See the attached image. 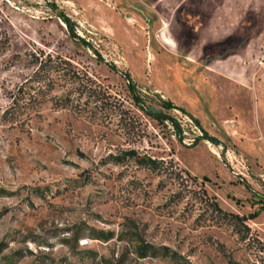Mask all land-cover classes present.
I'll list each match as a JSON object with an SVG mask.
<instances>
[{
  "label": "rangeland",
  "instance_id": "obj_1",
  "mask_svg": "<svg viewBox=\"0 0 264 264\" xmlns=\"http://www.w3.org/2000/svg\"><path fill=\"white\" fill-rule=\"evenodd\" d=\"M0 264H264V0H0Z\"/></svg>",
  "mask_w": 264,
  "mask_h": 264
},
{
  "label": "trees",
  "instance_id": "obj_2",
  "mask_svg": "<svg viewBox=\"0 0 264 264\" xmlns=\"http://www.w3.org/2000/svg\"><path fill=\"white\" fill-rule=\"evenodd\" d=\"M52 7L54 8V11L56 12L57 11L56 6L53 5ZM57 15H58L59 18H61L66 23L67 28H68V32H69V35L71 36V38L81 42L82 44H84V45H86L88 47H93L92 44H90L86 40L80 38V36H78L75 33V29H74L73 23L71 22V20L67 16H65L62 13H57ZM97 56H98V58L102 59V57L98 53H97ZM112 67H113V69H115V66L112 65ZM125 78L129 82L128 89H129V91H130V93L132 95V98H133L134 102L136 103V105H138L140 108L144 109L148 113V115H150L152 118H155L156 120H158V121H160L162 123L169 122L173 126L174 131L177 134V136L179 138H181L182 137V133H183V129H182V126L179 123V121L177 119H175L174 117L170 116L167 113H164V112H161V111H157L154 108H146L145 103H144L145 100L140 94L137 93L136 86H135V84H133L130 76L128 74H126ZM160 104H161V107L163 108V110H172L173 109V110L181 111L182 113H184L185 115H187L191 119V121L193 122V124L196 127H198L200 129L201 135H199L195 139V143L194 144H197L198 142H200L202 140H206V141H209V142L214 143V144H219V141L216 138H214L213 136L209 135L208 132L201 126L200 121L198 119L194 118L193 116H191L190 114H188L184 109L176 106L175 104H173L171 101H168V100H160ZM149 161L151 163H154L153 160H149ZM213 205L215 207V210H217L223 216L234 218V219H237V220L241 219L237 215H233V214H229V213L224 212L218 206V204L216 202H214ZM102 234L104 235L102 238H100V236H98V238H96V239H99V240L103 239L105 241H109L111 239L112 235H113V233H111V232H108L106 234L104 232H102ZM163 249L168 251L167 247H164ZM150 251H154V253H155V251H158V249L154 248L153 246H151L150 248L143 247V248H141V250L139 252V255H140L141 258H145V257H147L148 253H150Z\"/></svg>",
  "mask_w": 264,
  "mask_h": 264
},
{
  "label": "water",
  "instance_id": "obj_3",
  "mask_svg": "<svg viewBox=\"0 0 264 264\" xmlns=\"http://www.w3.org/2000/svg\"><path fill=\"white\" fill-rule=\"evenodd\" d=\"M136 155H137L136 151H129L125 153V156L135 157Z\"/></svg>",
  "mask_w": 264,
  "mask_h": 264
},
{
  "label": "bare ground",
  "instance_id": "obj_4",
  "mask_svg": "<svg viewBox=\"0 0 264 264\" xmlns=\"http://www.w3.org/2000/svg\"><path fill=\"white\" fill-rule=\"evenodd\" d=\"M165 41H166V42H169V43L171 42V41H170V40H168L167 38H165Z\"/></svg>",
  "mask_w": 264,
  "mask_h": 264
}]
</instances>
